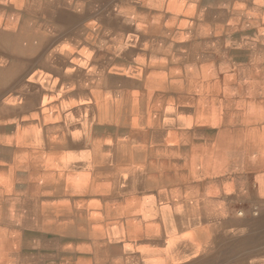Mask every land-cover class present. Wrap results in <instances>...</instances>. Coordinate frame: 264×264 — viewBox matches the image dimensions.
I'll use <instances>...</instances> for the list:
<instances>
[{
    "label": "bare ground",
    "instance_id": "6f19581e",
    "mask_svg": "<svg viewBox=\"0 0 264 264\" xmlns=\"http://www.w3.org/2000/svg\"><path fill=\"white\" fill-rule=\"evenodd\" d=\"M60 1L55 10L38 11L39 28L29 16L16 32L32 33L28 40L36 43L34 30H41L49 40L45 19L75 17L84 8L73 6L75 0ZM250 11L256 13V7ZM5 12L0 6V19ZM7 17L14 22L13 15ZM181 26L162 28L181 40L177 44L138 41L149 44L146 52L129 49L125 39L113 40L101 44L102 50L82 46L71 65L56 62L55 70L76 75V97L64 90L67 80L40 71L42 86L24 84L1 98L0 151L7 155H0V264H25L29 255L21 254V247H37L39 264H264V91L258 85L264 87V59L253 58L257 64L250 72L237 65L239 72L231 73L237 82L227 81L225 62L220 68L199 54L204 47L216 49L217 38L186 44L183 39L193 36L194 27L181 33ZM198 26L209 31L204 23ZM114 48L125 49L128 59L110 62L118 73L106 78L99 69L103 63L96 60ZM10 66L0 62V71L21 73ZM240 75H250L255 84L249 86ZM198 84L217 97L236 96L245 106L218 108V102L207 104L185 93ZM54 109L64 113L62 119ZM156 110L176 111L185 128H194L197 145L195 140L185 144L184 160L172 165L185 168L182 176L152 174L156 165L140 159L138 139L155 133L147 126L169 123L167 116L164 121L153 114ZM219 121L228 125L218 128ZM96 128L106 133H95ZM208 138L213 141L205 142ZM203 174L212 177L206 181ZM228 188L232 193L220 196ZM48 189L52 193H41ZM238 201L243 207L235 205ZM58 239L76 252L51 256L54 248L45 242Z\"/></svg>",
    "mask_w": 264,
    "mask_h": 264
},
{
    "label": "rangeland",
    "instance_id": "374dc122",
    "mask_svg": "<svg viewBox=\"0 0 264 264\" xmlns=\"http://www.w3.org/2000/svg\"><path fill=\"white\" fill-rule=\"evenodd\" d=\"M23 1L24 0H17L18 4L13 5V4H9L7 2L5 3L3 0H0V6L3 7L5 10H7V12H5L6 15L0 19V42L2 43V44L0 43V62L11 64L13 67L14 73L15 72L18 73V70H21L20 74H17L14 76H10L11 72H7L5 70H4V72L0 71V81H2L1 87H0V100H2L1 98H4L5 96H8L12 93L18 92V88L24 84H33V85H36V87L42 86V84H43L41 82L42 76L39 73H41L43 71L46 73L48 72V74H52V76H58L59 75V76H61L62 79L67 80V81H63L64 84H67V86L64 90L67 93L72 91L71 93L73 95L75 94L74 97H76L78 94V90H75V88H76V86H75L76 82L75 81H77L76 75H72L70 72H68L66 70H65L66 74L62 73V72H64L63 70L58 69V71H57L53 68V65L56 62H60V61L63 63H67L68 65H71L72 62L74 61L73 57L76 56L75 58H77V54L79 53V50L82 46H85L86 48L87 47L91 48L93 50H97V49L102 50V48H100L101 44H106L109 41L111 42L113 40H118L119 38H121V39H126L128 45L133 44L132 47L128 46L129 49L133 50L134 48H137V49L141 48V50L148 52L149 50L147 48H148L149 44L146 43L144 45H138L139 44L138 41H144V40H149V39L154 40L155 39V41H162V42L167 43V44H177V43L181 42V40L176 41L175 39H173L172 35L170 33L167 34L166 32H164L162 30V28H163V26H166L167 24H170V26L173 24H181V25L184 23L186 24L185 20L177 18L176 16L173 18V20H176V21L174 23H172V21H171V23H170L171 16L167 12L169 10H170L169 13H175V11L177 12L180 5H182L183 2L185 3L188 0H153L151 2L144 0V6L138 12H136V16H135L137 19L141 20L142 22H144V24H146L145 26L137 27V28H142L141 32H143L144 36H141L140 32H131L132 34L130 36H128L127 38L124 36H123L124 38L121 37L122 35L117 37L114 34H113V36H115V37H113V36L110 37L109 36L110 33H106L103 31L95 39L93 38V40L91 41L89 34L87 33V31H84V28H86L87 26H93L94 25L91 22V19H88V16L90 17V13L92 12V10L90 7H84L79 11L80 14L75 16V17H70V16L68 17L67 16V17H64L63 19H55V20L45 19V20L50 22V25L48 26V28H49L48 33L51 34L49 36L50 39L45 40V37H46L45 34H47V33H44L41 30H34V31H36V33L34 34L35 37L37 38V40H35L36 43H31L28 40L29 35H31L32 33L26 34V35L22 34V33H17L16 32L17 28L29 16H30V18L33 19L34 28H36V29L39 28L38 26H40V25H38V24L41 22L42 18H40L38 16L40 14V13H38V11L44 10L45 12H47L50 10H55L60 5L61 1L60 0H31V1H35V2H32V4H30L28 2L24 3ZM103 1H105V0H94V2H93L94 7H96L98 4H101ZM215 1L217 2L219 0H214L212 2H215ZM222 2L225 3L226 0H223ZM72 5L78 7L80 4L78 3V0L77 1L75 0L72 2ZM186 5H188V3H186ZM149 6H151L152 10L148 9ZM252 6L256 7V13H254V14L259 13V15H260V13H263L261 15L262 16L261 19L264 20V0H262V2H255V3H253L252 0H235L234 4L231 6V9L234 11H238L239 13H252L250 11V8ZM113 9H114V7L111 5L105 11L100 10L98 13H101L103 15L100 14L98 19H103V20L106 19L111 13H114L116 8L114 10ZM183 10L185 13H189V11L187 9H183ZM9 14H11L15 17L14 22H10V21L5 20L8 18L7 15H9ZM204 16H206V15H203V17ZM212 16L217 21H219V22L222 21L223 24L218 25V27L221 28L222 31H226L224 28L226 26L225 22H231L233 20L231 18H228L227 15L222 10H217L216 14H214ZM37 17H39V18H37ZM204 18H209V17H204ZM210 18H212V17H210ZM56 20H57V22H56ZM110 20L111 19H109L108 21H110ZM251 22L255 26V31L254 32L252 31L253 32L252 35H249V36L254 37V33L257 32L259 37L264 42V25H262L258 19H255V21L251 20ZM196 25H198V23ZM189 27H194V22L190 23ZM207 28L209 30V27H207ZM151 30H154V32ZM31 32H33V30ZM219 32H221V31H218V34L220 35ZM220 37H223V36L220 35ZM220 37H212V38H208V39H216L217 38L216 42H215L216 47H217L221 43ZM255 37H256V35H255ZM38 38H41V40H40L41 42L38 40ZM238 38H239V40L241 39V37H239V36H238ZM2 39L6 40L8 42V44H3V42L1 41ZM134 40H136V41L133 42ZM184 40H186L185 41L186 44H192V43L199 44L200 41L205 40V39L196 41V40L192 39V37H188V38L185 37L183 39V41ZM222 40H223V42H228L229 38L223 37ZM125 44H126L125 42H122V48H124ZM12 47H14V49H17L18 52L14 53L13 52L14 49H11ZM95 47H96V49H95ZM123 51H126V50L124 49ZM207 51H208V54H210L211 50L207 49ZM241 52L242 51H240L238 54L239 60H237V61H243V66H246V68H248L249 72H250L251 68L253 66H256V64H257L256 60L253 58H260L262 61L264 59V46L263 47L260 46L259 49H257L254 46V48L249 52V54L246 53L247 56L246 55L242 56L243 54ZM68 56H70L71 59H67ZM30 57H31V59H30ZM127 59L128 58L126 57L125 60H127ZM197 59H199V57L196 58L195 60H197ZM253 61H255V62H253ZM135 62L136 61H134L132 63H135ZM246 62H248V63L246 64ZM46 63H48L47 66L45 65ZM84 64H86V63H84ZM12 67H11V69H12ZM224 67H225V69H223V71H225V72L227 71V73L231 74V73L239 72V66H237V65H231V63H226V65H224ZM30 68H32V69H30ZM110 68L113 70L115 69V67L113 65H111ZM12 78H14V79H12ZM240 79L247 80L249 82L248 83L249 86H251V85L253 86L255 84L254 80L252 79V77L250 75H246V77L240 75ZM38 83H39V85H38ZM258 85L261 86L263 91H264L263 85H260V84H258ZM2 89L4 90V92ZM90 91L91 90H86V92L88 93L87 95H90ZM25 93H27V91H25ZM236 99H238V97H236V96H233V97L231 96L230 98H226V100H232V101H235ZM232 106L233 107H237V106L243 107L245 105L239 104L238 101H235V102H233ZM52 113L55 116L60 114L57 109H54L52 111ZM63 114H60V116H59L61 119H62L61 116H63ZM58 121H60V123H61V120L58 119ZM204 141L208 143L209 141H213V139L208 138V139H205ZM0 155L6 156L7 154H4V152L0 151ZM82 173L86 174V172H82ZM196 176H201V174H196ZM228 181L231 182L232 178H228ZM174 183L176 184V186H181L183 184L182 181H174ZM195 183H196L195 181L192 182V184H195ZM222 192L223 193H220V196L221 195L226 196L228 193H232V190L228 188V189H224ZM41 193L43 195H45L46 193L49 194L52 192L49 191V189H48V190H45L44 192H41ZM243 204H244V202H241V201H238L235 203V205L238 208L243 207ZM239 217H241V216H239ZM36 237L41 240V238L39 236H36ZM76 238L80 239L79 236H76ZM263 239L264 238H262V240ZM24 243L26 244L27 242H24ZM42 243H44V241H42ZM45 243L47 245H50V247L54 248L52 251L50 250L52 252L51 256H53V257L54 256H61L62 254H71V252H73V254H74L76 252V251L71 250V249H64V246L62 244L65 242L62 241V243L60 244L59 239L53 243H47V242H45ZM21 248H22V250L20 251L21 254L29 255L28 258L24 257V259L22 260L23 263H25V264H39L41 259L39 256L35 255L39 251V250H37V247L35 249H32L30 247L27 249L25 247H21ZM42 251L46 252L47 249H44ZM27 253H29V254H27ZM217 259H220V257Z\"/></svg>",
    "mask_w": 264,
    "mask_h": 264
},
{
    "label": "crops",
    "instance_id": "0c3cea01",
    "mask_svg": "<svg viewBox=\"0 0 264 264\" xmlns=\"http://www.w3.org/2000/svg\"><path fill=\"white\" fill-rule=\"evenodd\" d=\"M93 1L94 0H78L80 6L90 7L92 10V12L90 13V17L88 16V19H91V22L94 25L93 27L88 28L87 31V33L91 38V41L93 40V38L95 39L103 31L106 33H110L109 34L110 37H112L114 34L117 37L123 35L124 37L127 38L132 34L131 32H140L141 36H144L143 32H141L142 28H137V27H142L145 26L146 24H144V22H142L141 20L135 17L136 12H138L144 6V0H105L101 4H98L96 7H94ZM147 1L151 2L153 0H147ZM212 1L214 0H188L185 3L183 2V4L180 5L177 12L175 11V13H169L170 10L167 12L171 16L170 23L171 21L172 23L176 21L173 20L175 16L177 18L185 20L186 24L184 23L182 24L181 27H178V31H180L181 33H186L188 31L189 24L194 22V30L192 31L194 33L192 39L196 41L202 39L207 40L208 38H212V37H220V35L229 38L228 42H223L222 40L223 37H220L221 43L216 47V49H212L210 54H208L206 47H204L203 50L199 49L200 50L199 54L206 59L205 61H207L206 62L207 64L215 63L220 68H221L220 64L222 62L231 63V65H239V64L243 65V61H237L239 60L238 54L240 51H242L241 52L243 54L242 56H244L246 55V53L249 54V52L254 48V46L257 49H259L260 46L262 47L264 46V42L259 37L257 32L254 33V37L249 36L252 35V33L255 31V26L251 22V20L255 21V19H258L259 22L262 25H264V20L261 19L262 17L261 15L263 13H260L259 15V13L258 14L239 13L238 11H234L231 9V6L234 4L235 0H226L225 3L222 2L223 0H219L217 2L216 1L212 2ZM186 3H188V5H186ZM111 5L114 7V9L116 8L114 13H111L104 20L98 19V17L101 14L98 12L100 10L105 11ZM148 9L152 10L151 6H149ZM183 9H187L189 13H185ZM217 10H222L227 15L228 18L233 19L231 22H225L226 26L224 28L226 31L219 32L220 35L218 34V29H219L218 25L219 24L222 25L223 23L222 21L220 22L217 21L212 16L216 14ZM203 15H206L204 17H209V18H204ZM109 19L111 20L108 21ZM197 23L206 24L209 27V31H205L204 29L196 25ZM238 36L241 37L240 40ZM118 40L119 42H121V38H119ZM132 45L133 44H130L129 46L132 47ZM115 51L116 49L115 50L109 49L107 51H104L105 54L101 56L102 59L96 60L103 63V66H101L99 69H103L107 73L108 76L106 78L112 77L113 75L118 73L110 68L111 63L117 60L119 61L120 59L122 60L126 59L125 56L126 51H121V52H115ZM106 62H109V64L104 65V63ZM247 63L248 62H246V64ZM226 76H227L226 79L227 81L237 80L232 74L229 75L227 74ZM230 92L231 93L235 92V89L231 88ZM185 93L195 96L196 95L200 96L202 100L205 99V103L207 102V104L218 102L217 104L220 106L218 108H222L221 104L223 103L226 108L232 106L230 101L224 99L225 97H217L218 94L216 92L209 90L208 88L204 89L199 84L194 85V87L191 90L185 91ZM221 98H223V100ZM167 113L168 114L164 115L163 113H159L157 110L155 111V113H153L158 115V118L164 121L166 120V116H167V122L169 123L163 124L158 127L148 125L147 126L148 129L155 130L154 131L155 133L152 134L154 138L151 136L152 138L149 137L147 138V140L146 138L138 139L140 141L137 140L138 141L137 144L142 147L140 150V159H142V163L144 165H147L149 163H154L156 165L154 171L153 172L150 171L152 174L158 175L159 173L165 172L167 174V177H170L172 175L171 178H174L175 176H180V175L182 176L186 174L185 168L175 169L172 167V165L175 164L176 161H178L179 163L180 160H184L185 146H186L185 144L191 146L192 141L195 140L191 136L192 129L194 128L193 127L185 128L183 124L177 120L178 116L180 115L176 111H170ZM227 125H228L227 122H225V124L222 125V121H219L217 126L218 128H222L223 126H227ZM107 126L108 125H105L104 127ZM205 126L206 128L209 127L208 124H206ZM93 131L95 133H106V130L99 128H96ZM187 135H190V137H187ZM121 139L126 140V138L124 137H121L120 140ZM196 142L197 141L195 140L194 141L195 145H197ZM146 173L149 174V172ZM141 174L144 176V173ZM202 177L207 181V179H210L212 176L203 174ZM218 177L219 176H217L216 178ZM194 178L198 179L200 178V176H195ZM172 185H174V183Z\"/></svg>",
    "mask_w": 264,
    "mask_h": 264
}]
</instances>
